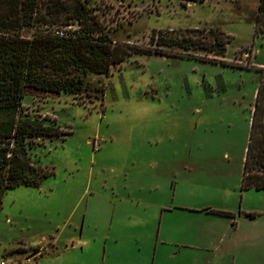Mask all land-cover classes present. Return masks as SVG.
<instances>
[{
    "label": "rangeland",
    "instance_id": "1",
    "mask_svg": "<svg viewBox=\"0 0 264 264\" xmlns=\"http://www.w3.org/2000/svg\"><path fill=\"white\" fill-rule=\"evenodd\" d=\"M258 1H90L112 37L134 48L151 46L153 29L220 27L232 36L225 54H197L234 65L136 53L109 76H89L86 93L29 90L23 111L55 119L62 135L29 149L31 161L53 174L39 187L4 193L0 261L21 264L26 250L4 249L23 238L49 245L35 264H139L143 238L154 243L160 207L180 204L230 212L210 217L215 263H227L222 253L232 246L246 245L240 258L264 264V189H240L256 67H264V33H253ZM115 207L129 211L119 229L134 240L127 247L109 241L104 254L95 228L107 230ZM82 216L80 246L70 241L79 239Z\"/></svg>",
    "mask_w": 264,
    "mask_h": 264
},
{
    "label": "trees",
    "instance_id": "2",
    "mask_svg": "<svg viewBox=\"0 0 264 264\" xmlns=\"http://www.w3.org/2000/svg\"><path fill=\"white\" fill-rule=\"evenodd\" d=\"M90 1L0 0V211L7 190L39 187L53 174V170L31 161L29 149L38 139L60 137L62 132L55 119L23 111L22 100L29 90L86 93L89 76H109L112 66L136 53L234 65L197 54H225L232 36L220 27L153 29L151 46L134 48L112 37ZM253 23L254 35L264 33V0L258 1ZM256 69L259 81L241 190L264 189V67ZM211 211L230 215L223 210Z\"/></svg>",
    "mask_w": 264,
    "mask_h": 264
},
{
    "label": "crops",
    "instance_id": "3",
    "mask_svg": "<svg viewBox=\"0 0 264 264\" xmlns=\"http://www.w3.org/2000/svg\"><path fill=\"white\" fill-rule=\"evenodd\" d=\"M212 209L214 208L209 205L188 206L173 204L160 207L154 230V243L151 245L150 235L146 239L143 238L144 254L142 262L139 264H217L211 259L212 255H210L211 248L216 244L215 233L212 226H210V217L219 214L212 212ZM128 213L129 211L115 207L108 213L109 226L107 230L109 231L95 228L94 238L96 241L99 239L104 240V254L108 251L109 241L114 244L121 242L124 247L132 244L133 235L127 229L125 230L124 227L119 229V225L129 221ZM84 222L85 216H82L78 231L79 239L77 241L71 240V243L80 246L86 244ZM128 225L125 224V227H128ZM113 228H115L114 231H112ZM232 230H235L234 226ZM76 235L75 233L74 237ZM51 245L54 246L53 243ZM47 247L49 245L39 246L21 238L17 240L14 247L5 248L4 255L19 252L16 250L22 248L26 250L24 251L26 256L21 264H35L33 260L42 256L47 251ZM245 247L246 245L242 249H236V247L232 246V250L222 253L223 258L226 259L225 262L227 261L225 264H254L253 260L247 261L246 258H240L242 253L245 254L247 251ZM251 254L256 259L254 252ZM1 262L6 263L5 260H1Z\"/></svg>",
    "mask_w": 264,
    "mask_h": 264
},
{
    "label": "built area",
    "instance_id": "4",
    "mask_svg": "<svg viewBox=\"0 0 264 264\" xmlns=\"http://www.w3.org/2000/svg\"><path fill=\"white\" fill-rule=\"evenodd\" d=\"M0 264H4V262H1Z\"/></svg>",
    "mask_w": 264,
    "mask_h": 264
}]
</instances>
